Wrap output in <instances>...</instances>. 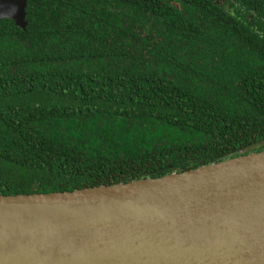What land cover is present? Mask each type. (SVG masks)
I'll return each instance as SVG.
<instances>
[{
  "label": "trees",
  "instance_id": "obj_1",
  "mask_svg": "<svg viewBox=\"0 0 264 264\" xmlns=\"http://www.w3.org/2000/svg\"><path fill=\"white\" fill-rule=\"evenodd\" d=\"M26 4L0 20V195L264 151V0Z\"/></svg>",
  "mask_w": 264,
  "mask_h": 264
},
{
  "label": "water",
  "instance_id": "obj_2",
  "mask_svg": "<svg viewBox=\"0 0 264 264\" xmlns=\"http://www.w3.org/2000/svg\"><path fill=\"white\" fill-rule=\"evenodd\" d=\"M26 6L0 0V20L25 29ZM0 264H264V151L125 184L0 195Z\"/></svg>",
  "mask_w": 264,
  "mask_h": 264
}]
</instances>
